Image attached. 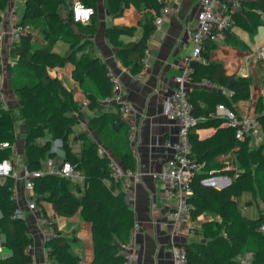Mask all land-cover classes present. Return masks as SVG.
I'll list each match as a JSON object with an SVG mask.
<instances>
[{
	"label": "trees",
	"instance_id": "trees-1",
	"mask_svg": "<svg viewBox=\"0 0 264 264\" xmlns=\"http://www.w3.org/2000/svg\"><path fill=\"white\" fill-rule=\"evenodd\" d=\"M93 9L90 20L86 23L72 21L69 0H24L21 21L40 34L45 42L35 44L34 34L23 35L10 46L9 54L17 62L33 72L36 81L31 85L13 88L16 95L17 115L0 106V160L12 152V145L17 138L16 123L24 129L22 163L31 169H44L48 156L56 164L69 162L76 173L82 176V184L75 178H64L46 174L34 180L33 193L37 202L46 200L51 204L53 214L69 216L79 212L81 217L92 225L94 256L91 264H121L122 253L119 243L128 240L130 228L134 221L133 210L126 192L121 190L120 183L110 177V158L97 153L98 142L88 137L87 132L74 135V127L85 117V111L74 100L70 89L66 88L58 77H51L48 67H62L73 61L72 76L75 78L88 101L87 107L100 111L97 116L88 118L87 126L98 134L103 144L112 146L111 150L126 169H135V159L129 143V129L119 119L118 105L115 111H102L103 105L97 98L109 97L111 85L108 80V69L105 63L96 56L94 45L89 39H81L77 27H86V33H93L96 28V0H79ZM7 0H0V12L5 9ZM104 5L112 17L121 16L128 6L140 11L141 18L137 25L142 33L137 40L120 39L121 35L133 36V27H111L105 31V37L116 48V55L128 66L131 74L137 75L144 69V51L146 38L156 29L154 18L160 8L156 0H104ZM264 0L242 2L241 9L232 14L233 22L249 32H253L263 23ZM1 19V16H0ZM91 26L86 25L91 23ZM62 37L70 48L80 50L75 58V50L63 56L52 51L56 40ZM225 42L240 45L231 36ZM217 43V42H216ZM216 43H206L202 56L205 63L194 62L193 81L208 80L221 87L233 80V94L227 97L218 91H204L194 99L188 96L195 115L210 114L217 103L233 107L240 100L250 96V80L247 77L227 74L220 62L209 61V50ZM81 47V48H80ZM257 126L262 129L261 143L256 148L248 147L246 135L242 140L234 137L235 129L221 126V121L205 120L198 122L190 130L191 153L207 164L208 159L235 149L237 169H218L216 174L227 176L229 183L222 189L203 184L207 168L193 174L190 187L192 194L189 202L192 205L191 216L195 219L200 214L215 215L214 233L206 244L188 242L184 246L187 264H242L241 257L248 251L251 264H264V232L258 228L264 220L262 209L256 218L241 214L234 199L243 192H250L257 204H264V102L259 100L255 105ZM213 126L216 128L210 136L201 138L197 129ZM55 139L62 141V157L59 153H50L49 148ZM71 142V143H70ZM79 143V150H72V144ZM0 234L1 245L10 250V254L0 257V264H30L31 255L26 248L30 245L29 228L24 217L13 216L16 206L12 199L15 179L0 178ZM39 204V203H38ZM47 218L44 228H52L55 236L46 241L49 258L53 264H78V258L70 253V238L62 233ZM209 220L202 221L195 231L201 229Z\"/></svg>",
	"mask_w": 264,
	"mask_h": 264
},
{
	"label": "crops",
	"instance_id": "crops-1",
	"mask_svg": "<svg viewBox=\"0 0 264 264\" xmlns=\"http://www.w3.org/2000/svg\"><path fill=\"white\" fill-rule=\"evenodd\" d=\"M69 1L73 4L76 0ZM249 1L252 0L244 2ZM163 2L170 6V12L165 16L161 27L155 29L150 35L144 69L137 75L130 73L128 66L117 57L116 48L105 37L107 28L124 27V25H122L121 20H116L114 19L115 17L109 14L105 8L104 0H96V28L93 33L83 34L75 29L81 39H89L94 45L96 56L105 63L108 72L118 78L124 98L132 105V113L126 125L128 129L130 124H133L136 128L135 135L129 139V143L135 159V168L140 173V179L134 183L130 178H123L119 182V187L127 193L134 220L138 221L140 225V230L136 236L140 251L135 264H169L170 254L168 248L170 244L188 243L191 236H193L185 234V229L182 225L174 224L169 220L167 216L168 201L161 195L163 185L153 180L151 172L159 168L169 156L170 150L163 143L166 139H173L177 131L176 126L163 112L162 102L164 97L175 87V77L183 65L182 57L189 52L188 39L195 27V17L199 6L198 0H163ZM130 7L134 11V17L130 16V21H127L128 23L126 24L133 22L135 23V28L133 27V36H120V39L124 42L137 40L142 33L141 27L137 25V21L141 18V13L133 6ZM23 9L24 0H7L5 9L0 12L2 27L7 25L8 15L11 12L18 14L21 18ZM261 17L264 20L263 13ZM91 24L92 22L86 25L91 26ZM235 24L233 22V25ZM232 27L227 34L237 40L240 45L226 43L225 39L216 43L209 50V61L220 62L227 74L247 77L250 80V96L254 100L253 109L255 116V105L259 100L264 102V59L260 60L255 57L256 49L263 42L264 35L253 42L249 34L239 33L237 29L235 30ZM32 41L36 45L45 42L40 34H34ZM6 47L7 45L4 43L0 48V52L8 49ZM76 48L77 46L70 48V45L62 37H59L54 43L52 51L59 56H63ZM75 51V58L77 59L81 52L80 50ZM8 59L6 57L1 58L0 64H5ZM73 68V61H69L62 67H48L47 72L51 77H58L64 86L71 90L74 100L81 104L83 100H88L77 80L72 76ZM211 84L212 86H199L195 82L189 83L188 96L194 99L204 91H218V87H221L212 82ZM0 88L6 95V108H16L17 103L11 100V87L6 75L0 77ZM251 100L249 99V101ZM97 101L104 106L102 111H115V103L108 100L107 97L101 98L99 96ZM242 105L241 100L234 104V109L238 115H243L240 109ZM250 108L249 106L246 113L248 116ZM83 109L86 114L80 120L85 124L84 131L90 132L95 136L94 140L102 143L98 134L87 126L88 118L97 116L100 111L90 109L87 106L83 107ZM79 124H81V121ZM220 125L226 126L223 123H220ZM215 130V127L208 126L197 129V132L203 138L210 136ZM17 133L16 141L12 145V151L14 157L18 156V159L21 157L22 160L24 129L21 124ZM103 145L111 154L110 157L120 163L118 157L111 150L112 146ZM71 146L72 150L78 151L80 145L73 143ZM223 156L224 153L219 154L213 160ZM207 164L206 167L208 166ZM223 164V161L219 162L218 167L224 169ZM21 168H16L15 163V171L18 177H13L15 179L13 194L16 197L15 203L23 210V217L28 224L31 241L27 252L31 255L33 263L45 264L51 259L47 254L49 248L45 244L51 237L48 234V228H44L40 222L42 211H44L47 217L56 224L57 228L70 238V253L78 258V264H91L94 256L91 223L84 220L79 212L69 216L54 215L51 204L46 200L37 202L35 193L32 195L33 206H27L26 197L30 194L23 188V182L20 178ZM73 178L78 184H82L83 178L81 175L77 173V176ZM234 201L240 208L241 214L248 218H256L259 209H262L264 214V204H257L250 192H243L240 196L235 197ZM199 219L205 221L207 217L205 214H200ZM1 239L0 234V257H5L10 254V250L1 245ZM246 254L250 257L249 253Z\"/></svg>",
	"mask_w": 264,
	"mask_h": 264
},
{
	"label": "built area",
	"instance_id": "built-area-1",
	"mask_svg": "<svg viewBox=\"0 0 264 264\" xmlns=\"http://www.w3.org/2000/svg\"><path fill=\"white\" fill-rule=\"evenodd\" d=\"M160 4V8L155 15L154 22L156 29L160 28L165 16L170 12V6L163 0H156ZM247 0H198L199 9L195 17V27L188 39L189 52L182 57L183 65L175 77V87L163 99L162 107L166 117L173 122L177 131L175 137L164 140V146L170 150L169 156L163 164L151 172L153 180L163 185L162 197L168 201V218L174 224H180L185 229V234L193 235L195 229L200 226L202 220L197 216L195 219L191 216L192 205L189 198L192 194L190 181L194 173L200 172L206 167L205 162L198 161L191 153L190 130L198 122L211 120L221 121L226 126L235 129L234 137L242 140L246 135H252L257 128V122L254 117L248 115H238L233 107H229L224 103H217L213 112L208 114L195 115L193 105L188 99V84L193 81L194 68L192 63H205L206 60L202 56V51L208 42L218 43L225 39L226 32L233 25L232 14L241 9L242 2ZM91 9V13L87 9ZM93 9L84 5L79 0L73 2L71 7L70 17L74 22L86 23L90 20ZM34 34V29L30 24L21 21L18 14L11 12L8 15L7 25L2 27L0 21V48L5 43L7 47L23 35ZM149 37L146 38V48L144 51L143 62L145 65L146 54L148 53ZM257 59H264V42L255 52ZM108 80L111 85V95L107 98L118 105L119 119L125 123L129 120L132 113V105L123 96L120 89L118 78L108 72ZM199 86H212L211 82L202 79L195 82ZM218 92L223 93L227 97L233 94L231 89L227 87H218ZM6 95L0 88V106H5ZM87 105L86 100H83L80 106L83 108ZM135 126L129 125L128 138L135 135ZM7 146L6 142L0 144V147ZM62 141L55 139L50 145V153H59ZM97 153L100 156L110 158V177L115 182H120L123 178H130L134 183L140 179V173L135 169H126L119 162L110 157L108 149L98 142ZM44 169H31L26 166L21 168L20 178L23 182V188L30 195L26 197V205L33 206V186L34 180L46 174L57 175L64 178H73L77 176L74 167L67 161L56 164L52 156H48L44 163ZM17 178L18 174L15 171V163L13 151L5 158L0 160V178L4 177ZM221 177L211 176L203 178V184L216 186L226 180L220 181ZM12 199L16 197L13 194ZM13 216H22L23 210L16 204L12 212ZM47 218L40 219L41 224L47 222ZM264 232V220L258 228ZM140 230L138 221L134 220L129 232V238L123 243H119L118 247L122 253L123 261L121 264H135L139 256L140 245L136 236ZM175 233V231H173ZM50 237L55 236L54 230L48 228ZM28 250V248H26ZM49 250V249H48ZM170 262L169 264H187V255L184 246L177 243L170 244L169 248ZM245 256V257H244ZM246 258V259H244ZM248 254H244L241 258L242 264H251ZM54 259L45 264H53ZM30 264H34L33 261Z\"/></svg>",
	"mask_w": 264,
	"mask_h": 264
},
{
	"label": "rangeland",
	"instance_id": "rangeland-1",
	"mask_svg": "<svg viewBox=\"0 0 264 264\" xmlns=\"http://www.w3.org/2000/svg\"><path fill=\"white\" fill-rule=\"evenodd\" d=\"M130 16L134 17V11L132 10V8L130 6H128L125 9V12L123 13V15L116 16L114 19L121 20L123 23V24L122 23L121 24L124 26L135 28V23H133V22L126 24V23H128L127 21H130V18H129ZM263 22H264V20H263ZM74 28L83 34L86 33L85 31H88V29L86 27H82V26L77 27L76 25H74ZM232 28H234L235 30L237 29L239 31V33H242V34L246 33V35L249 34L251 36L250 38L253 42L258 40L262 35H264V23L258 25L256 30L253 32H249L246 29H244L241 26L236 25V24L233 25ZM263 42H264V40H263ZM262 43H260V45ZM34 45H35V43H34ZM6 48H8V49L0 52V59L4 58V57H6V59L9 58L8 60L5 61V64H7L9 66H7L5 64H3V65L0 64V77H3V75H6V79H7V81H9V84L11 87V89H10V93H12L11 100H12V102L15 103L17 101V99H16V95L14 94L13 88L19 87L22 85H27V86L31 85L32 83H34L36 81V79H35L33 72H31L30 69H28L26 66H23L19 62H17L16 58H13L12 56H10V54H9L10 47H6ZM2 63H3V61H2ZM249 99H252V100L249 101ZM241 101L243 104L242 108H240L241 113L243 115H246L248 108L250 106L251 108L249 110V116L253 117L254 116V109H253L254 100H253L252 96H250L247 99L241 100ZM6 109L11 110L14 113V115L18 114L16 108H6ZM87 111H89V110L87 109ZM80 121H81V124H79V126L77 125L74 127V130H73L74 135H79V133L81 131L83 132L85 129L84 122L82 120H80ZM20 124L21 123H19V122L16 123L17 131L19 129ZM87 133L89 134L88 137L90 139L95 138V136L92 135L90 132H87ZM261 137H262V129H261V126L258 125L256 130L252 133V135L248 139V147L249 148H256L261 143V139H262ZM63 152H64L63 149H61L59 151V154H58L59 158L62 157ZM18 158H19L18 156L14 157V163H16V168L17 167L21 168L22 167V160H21V157H20V159H18ZM213 158L214 157L208 159V164H207L208 166L206 167L207 168V170H206L207 175L205 176L206 178H209L211 176H219V177H221L220 181H223L224 176L215 173V170H217V167H218V163L221 161L224 162V164H223L224 169L225 168L232 169L233 171H235L237 169L238 164H237L236 157H235V149L224 152V156L222 158H218L215 160H213ZM215 184L219 185L217 183H215ZM206 217H207L206 220H209V221L206 224H204L201 229L195 231V233L193 234V236H191V238L189 240L190 242H197V243H201V244H206L208 238H210L211 235H213L215 225L212 223V220L217 219V218L215 215L213 216V215H209V214ZM249 252H252V251L248 250L246 253H249ZM241 258H243V256ZM250 258L251 257H249V259H247V261H250ZM244 259H246V258H244Z\"/></svg>",
	"mask_w": 264,
	"mask_h": 264
},
{
	"label": "water",
	"instance_id": "water-1",
	"mask_svg": "<svg viewBox=\"0 0 264 264\" xmlns=\"http://www.w3.org/2000/svg\"><path fill=\"white\" fill-rule=\"evenodd\" d=\"M226 35H228L227 32H226ZM232 82H233V80H231V81L227 84V88H231ZM228 183H229V179L226 177V180H225V181L220 182L219 185H216V186H214V187L217 188V189H222V188L225 187Z\"/></svg>",
	"mask_w": 264,
	"mask_h": 264
},
{
	"label": "clouds",
	"instance_id": "clouds-1",
	"mask_svg": "<svg viewBox=\"0 0 264 264\" xmlns=\"http://www.w3.org/2000/svg\"><path fill=\"white\" fill-rule=\"evenodd\" d=\"M87 12H88V13H91V9H90V8H89V9H87Z\"/></svg>",
	"mask_w": 264,
	"mask_h": 264
}]
</instances>
